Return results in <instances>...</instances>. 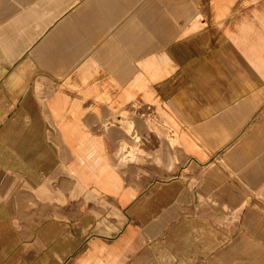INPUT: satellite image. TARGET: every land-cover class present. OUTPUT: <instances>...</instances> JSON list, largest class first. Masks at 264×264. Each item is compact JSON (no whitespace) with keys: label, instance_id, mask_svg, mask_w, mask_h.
I'll return each mask as SVG.
<instances>
[{"label":"crops","instance_id":"crops-1","mask_svg":"<svg viewBox=\"0 0 264 264\" xmlns=\"http://www.w3.org/2000/svg\"><path fill=\"white\" fill-rule=\"evenodd\" d=\"M237 215H264V0H0V264L218 263Z\"/></svg>","mask_w":264,"mask_h":264},{"label":"rangeland","instance_id":"rangeland-1","mask_svg":"<svg viewBox=\"0 0 264 264\" xmlns=\"http://www.w3.org/2000/svg\"><path fill=\"white\" fill-rule=\"evenodd\" d=\"M237 222L235 231H221L220 238L223 243L220 246L219 262L213 264H248L251 260L259 258L264 252V239H261L255 232V228L264 229V215L251 216L247 218V224L243 222L244 216H234ZM251 218V220H250ZM246 227V229H244ZM199 264H212L211 262Z\"/></svg>","mask_w":264,"mask_h":264}]
</instances>
